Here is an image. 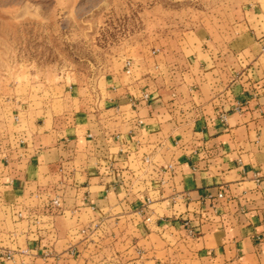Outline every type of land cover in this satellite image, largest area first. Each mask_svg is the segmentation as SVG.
<instances>
[{"label":"crops","instance_id":"1","mask_svg":"<svg viewBox=\"0 0 264 264\" xmlns=\"http://www.w3.org/2000/svg\"><path fill=\"white\" fill-rule=\"evenodd\" d=\"M195 38L187 64L172 67L180 81L133 62L142 77L112 72L95 112L73 83L58 112L20 107L0 135V246L84 255L79 230L117 220L121 257L140 248L147 263L264 264V65L256 55L221 81Z\"/></svg>","mask_w":264,"mask_h":264},{"label":"rangeland","instance_id":"2","mask_svg":"<svg viewBox=\"0 0 264 264\" xmlns=\"http://www.w3.org/2000/svg\"><path fill=\"white\" fill-rule=\"evenodd\" d=\"M195 37L206 39L221 81L256 55L264 65V0H0V135L11 132L20 107L58 112L63 87L72 83L71 95L95 112L106 79L124 72L127 61L165 65L148 75L162 84L180 81L172 67L187 64ZM116 221L111 228L98 222L82 236L91 246L86 254L58 253L42 264H192L147 263L140 248L119 256L124 235L112 231ZM24 248L13 264H37L40 257Z\"/></svg>","mask_w":264,"mask_h":264},{"label":"built area","instance_id":"3","mask_svg":"<svg viewBox=\"0 0 264 264\" xmlns=\"http://www.w3.org/2000/svg\"><path fill=\"white\" fill-rule=\"evenodd\" d=\"M124 71H125L126 74L130 73V71H131V62L130 61H127L125 63ZM144 97H147V96L145 95ZM234 109L236 111H240L241 110V105L240 104H236L234 106ZM220 116H221V119L224 120L223 115H220ZM122 151H123L122 148L119 149V152H122ZM144 162L148 163L149 162L148 158H145ZM167 170H170V167ZM51 204H52V206L55 209H59L60 208V200H59V198L52 199L51 200ZM18 217H21V213H18ZM97 224H98V222H93L89 226H87L86 228H83V229L79 230L78 233L80 235L84 236V237H87L88 234L93 230V228L97 227ZM184 227L186 228L188 234L192 235V231L189 228L187 223L184 224ZM20 249L21 250H19V251L16 250L17 252H12L11 249H7L6 247H0V260H2L4 262V264L16 263L14 256L17 255L18 253L23 256V254H27V251H28L26 248H24V249L20 248ZM39 250H40V254L38 253ZM137 252L139 253L140 250L138 249ZM66 253L68 255L69 254L72 255V254L75 253V250H72L71 248H69V250H67ZM30 255L32 256V258L38 256L41 259H43L44 261H49L50 260V261H53V262L56 260L55 258H59L60 257V254L56 253L55 251L51 250L48 247H44L43 249H39V248L33 247L30 250Z\"/></svg>","mask_w":264,"mask_h":264}]
</instances>
